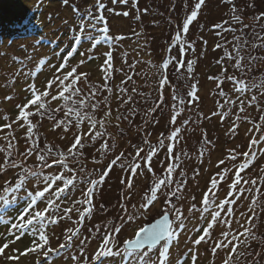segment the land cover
<instances>
[{"label": "rangeland", "instance_id": "374dc122", "mask_svg": "<svg viewBox=\"0 0 264 264\" xmlns=\"http://www.w3.org/2000/svg\"><path fill=\"white\" fill-rule=\"evenodd\" d=\"M102 2L105 5L103 15L107 20L110 36H123L125 39L114 42L113 47L103 40L99 32L100 26H98L90 32L97 39H101V45L91 53L93 58L91 60L86 58L92 45V41L88 38L89 34L86 33L81 45L78 46L77 53L69 60V68L65 69L64 73L81 60H85V63L78 68V72L88 73V84L102 85L104 80L100 66L104 60L103 53L113 51L114 67L117 71L114 72L111 81L112 118L110 122H106V130L110 135L105 138L108 139L109 145L114 144L115 147L108 153L102 154L97 151L102 143L101 140L91 143L85 139L82 141L85 143L84 155L69 161V168L74 169L76 173V186L71 188L70 195L64 194L67 199L57 201V208L50 215L57 219L61 216L66 218L59 219L57 224L46 221L47 234L51 237V246L56 248L59 244L65 243L69 235L66 232L68 228L79 227L80 232L73 238L72 243L61 250L59 255L50 256V260L52 264H76L72 257L79 256L81 251H84L85 255L93 253L98 247L100 238L113 227L121 228L116 241L122 246L123 241L132 238L140 226L150 224L167 210L178 237L170 245L169 259L172 264H176L177 260L183 261V264H191L192 253L189 249L197 254L196 264H211L213 261L214 264H222L227 250H220L213 257L211 242L202 243L199 246L192 243L201 234L198 230L207 226L211 212L216 210L215 205H211L208 211H199L202 208L201 200L210 186V180L221 172L222 168L231 167L232 162L226 160L229 150L236 149L244 152L252 136L259 139L260 135L257 132H249L253 125L247 119L236 120L237 115L243 114L239 113L238 94L232 89L231 83L225 82L222 85L227 94L222 98L217 94L216 82L209 79L210 76L220 74L221 65L217 61L223 57L225 51L215 48L217 43L222 42L223 37L217 34L218 30L213 26L229 19L230 6L222 3V0H206L197 19L189 26L188 33L181 35V40L185 43L173 44L172 38L181 30L196 0H127V2L102 0ZM235 2L239 8L243 9L244 24L251 25L244 30L247 38L251 40L253 33L264 35L260 24L253 23L252 20L253 16L264 12V0H235ZM20 3L25 5L17 7ZM95 4L96 0H69V5H65L62 0H0V22L3 25H16L22 20L36 23L32 31H25L27 36L24 39H21L23 36L8 38L2 35L0 37V125L8 122L4 119L5 116L9 120H15L16 105L26 102L25 98L29 96L26 89L30 83H35L39 89L43 90L48 80L56 74L60 64L63 63V58L74 44V37L78 34L80 13L94 8ZM248 4H254V7H247ZM74 7L80 10L79 13L73 11ZM125 12L128 13L127 16L123 15ZM260 23L264 24V21ZM236 27L239 28V25ZM223 35L228 41L233 38L232 33ZM188 44L193 45V48H187ZM170 45L171 52L167 51ZM178 48L184 49L185 59V66L179 71L175 64L177 58L182 59L181 55L178 56ZM230 49L229 44L228 50ZM80 53L85 55L82 56ZM125 53L127 56L124 55ZM252 54L264 56V50H252ZM165 60H172V63H169L168 68L164 70L169 83L162 90L163 101H161L158 99L161 95L159 66ZM188 61L193 62L191 73L187 71ZM131 64H135V67L130 68ZM225 65L229 73L234 72L229 62L225 61ZM235 74L242 75L239 72ZM128 75H131L133 79L121 85V81L126 80ZM249 78L257 83L264 79V63L254 64ZM88 84L81 79L79 87L87 92ZM192 84L197 86L199 99L196 101H192L188 96ZM117 85L128 88V95L132 97V102L120 105ZM133 88L135 92L132 91ZM253 93L260 96L259 89H253L244 96L250 98ZM53 94H55V86ZM177 94L184 98L183 105L179 100H173V96ZM103 96H109V94L104 92L102 96L98 95V99H103ZM5 97H12V99L8 100ZM226 98L237 102L234 105L225 104ZM59 104L60 101H56L50 107L56 108ZM221 104H223L222 108ZM101 107L103 108V105ZM117 109L119 113L127 115L128 119L117 121L115 119L118 114ZM131 109L136 110L134 115L130 114ZM214 112L215 115H213ZM246 112L248 117L259 123L261 113L255 106L247 107ZM223 113L227 115L222 118ZM103 114L102 110H98L96 118H102ZM56 115L62 118L63 112ZM173 116H175V123L170 122ZM32 119L36 121L40 118ZM233 121L239 124L235 133L229 131L233 127ZM53 123L52 120L43 118L38 135L41 149L47 144L53 147L54 153L57 149L66 151L73 142V138L68 142V136L71 134L88 132L87 121L81 125L80 129L72 127L66 133L62 130L53 131ZM14 127L17 131L15 147L11 149V159L15 160L18 166L11 167L5 153L0 152V197H3L0 199V246L14 239V236L9 234V224L2 221L16 222L17 216L22 214L27 206L30 196L44 189L43 176L51 177L61 173L65 177L70 175L66 169L58 165L45 168L38 161L37 154L25 155L30 146L23 139L25 130L16 125ZM174 130H179L178 138L173 141L165 139V145L173 147V154H168L167 147L159 148L152 157L151 172L147 170L143 161H137L141 163V168L138 169L137 174H130L128 165L135 157L134 146L143 147L147 152L149 145L145 144L144 140L156 146L161 138L170 136ZM6 131L5 129V132H0V148L7 149V142L2 138ZM258 148H264V143L258 145ZM121 153H123L121 160L112 166L105 182L98 185L95 190L93 197L95 207L92 214L86 217L82 224L75 223L79 219L76 209L83 208L76 203L84 199L82 191L86 190L91 180L98 179L102 169ZM143 155L144 153H141V156ZM53 158L49 157V162ZM221 160H225V164L218 167ZM170 164L176 167L171 174L168 187L161 188L157 200L146 213L137 214L153 182L158 178H168L166 169ZM261 169H264V155L258 154L253 165L242 173L245 179H257V184L240 186L244 191L236 193L237 203L232 205L234 213L226 217L231 220V230L235 232L237 229L242 231L241 225L246 223L245 218L254 215L257 236L262 238L251 243V247L247 250L249 255L241 257L239 264H245L246 261L247 264H251L253 259L257 260L258 264H264V242H262L264 241V181L258 179L264 176ZM32 171L42 175L33 177L30 175ZM232 176L233 172H229L226 181L219 184L216 190V203L228 194V185L232 182ZM128 180L133 184L131 190L122 183ZM49 187L51 191L46 193L44 199L38 201L33 211L44 210L49 199L56 200L55 192L58 187H63V183L57 182L56 185H49ZM177 187L181 191L177 196H170V192L176 191ZM257 188L261 191L257 192ZM169 198L181 209L182 227L176 220L171 204L167 202ZM252 199L258 200L257 205L254 206V213L249 211ZM193 205L196 208L190 211ZM66 208H72L73 211L65 213ZM128 215H134V221H128ZM222 215L225 214L222 213ZM226 227L223 223L218 224L212 230L213 238L220 237ZM83 241L87 242L82 243ZM31 242L32 236L24 235L21 240L9 245L5 256L15 255L14 249L23 252L31 245ZM239 250L244 249L241 247ZM253 252L260 253V256L252 255ZM149 255L155 260L157 251L153 250ZM37 259H40L43 264V256L37 257L35 254L21 257L18 261H9L0 257V264H36ZM105 264H142V262L134 257L114 256L106 258Z\"/></svg>", "mask_w": 264, "mask_h": 264}, {"label": "snow or ice", "instance_id": "6c2138e0", "mask_svg": "<svg viewBox=\"0 0 264 264\" xmlns=\"http://www.w3.org/2000/svg\"><path fill=\"white\" fill-rule=\"evenodd\" d=\"M65 5H69V0H62ZM127 2V0H125ZM206 0H196L192 6L190 14L186 16L183 22L182 28L177 32L176 36L172 38L173 44H184L185 42L181 40L182 34H187L189 31V26L198 17L200 10L204 7ZM222 3L228 4L229 7V19L222 21L221 23L215 24L214 29L218 30L217 34L223 37L221 43L215 45L216 49H224V55L220 60L217 61L221 65V72L219 75L210 76L209 79L216 82V87L218 89V95L222 98L226 97L227 94L224 92L222 85L225 82H230L232 89L238 94L237 99L239 100V113L243 115H237L236 120L240 121L242 119H247L249 123L253 125L249 132L260 133L259 139L256 136H252L249 140L248 148L244 152H239L236 149H230L226 157L227 161L232 162L231 167L222 168L221 172L217 173L210 180V186L208 190L204 193L201 205L202 208L199 209L201 212L208 211L211 205H215L214 211L211 212L210 220L207 221V226L202 230H198L201 234L192 243L195 246H199L202 243L211 242V254L213 257L217 255L220 250H227L222 264H239L241 257H247L249 255L248 248L251 247L253 241L262 240L261 237L257 236L256 226H255V216L251 215L246 217V223L241 225L243 230L237 229L235 232L231 230V220L226 218L230 217L234 213V208L232 205L237 203L238 197L237 192H242L240 186L242 184L246 185H256L257 179H245L242 173H244L249 167H251L257 158V155H264V148H258V145L264 143V79H261L258 83L251 80L250 74L253 72L254 64L257 62L264 63V56H255L252 54V50H264V35L259 33H253L252 39L249 40L245 33V29L251 27V25L244 24L243 9L239 8L235 0H222ZM247 7H254V4H248ZM105 5L102 0H96L94 8H89L85 13H80L81 21L78 24V34L74 37V44L72 48L67 52V55L63 58V63L57 69L56 74L53 75L51 79L48 80L44 89H39L35 83H30L26 91L29 96L26 97V102L16 105L17 115L15 120H9L7 116L4 117L7 123L0 125V132H5L2 137L7 142V149L0 148V152H4L8 158V163L11 167H17L15 160L11 159L12 151L15 147L16 141V131L18 126L25 130V135L23 139L26 144H30L25 152V155L31 156L37 154V159L42 163L44 167L52 168L54 166H59L66 169L70 175L65 177L63 173L59 175H53L48 177L43 176L45 187L43 190L36 191L30 196L27 206L23 209L22 214H19L16 218V222L4 220L3 223L9 224V234L14 236V239L4 243L0 246V257H3L9 261L19 260L21 257L28 256L29 254H35L37 257L43 256V264H52L50 256H57L60 254L61 250L65 249L69 243H72L73 238L77 237L80 232V228L75 229L68 228L66 230L69 235L66 237L65 243H61L58 247L53 248L51 246V237L47 234L48 223L57 224L59 219H64L66 217L61 216L59 219L55 218L51 213H54L57 208V201L60 199H67L65 193L71 194V188L76 186V173L74 169L69 168V161L71 159L83 156V149L85 143L82 141L88 139L89 142L95 143L98 139L102 141L100 147L97 149L98 152L102 154L108 153L115 145H109L106 136L110 134L106 130V122H110L112 118V109L110 107V95L113 93V88L111 87V81L113 79V74L117 69L114 67L113 51H107L103 53L104 60L103 64L100 66V71L103 74L104 83L102 85H91L88 84V73L78 72V68L85 63V60H81L77 65L72 66L69 71L64 73V70L69 68V60L78 51V46L81 45L85 34H89L88 38L92 41L91 48L89 49V54L87 55V60L93 58L92 52L101 45V39H97L95 36L91 35L90 32L99 27V32L103 36V40L107 41L110 45L114 47V42L121 41L125 39L123 36H110V29L107 24V20L103 15ZM74 12L79 13L78 8H73ZM123 15L127 16L128 13L125 12ZM253 23L260 24L261 31L264 32V24L260 22L264 21V12H261L252 18ZM87 21V23H86ZM90 25V27H89ZM239 25V28L236 27ZM239 32L240 34H236ZM224 33H232L233 38L231 41L227 40ZM231 45V49L228 50V45ZM171 45L167 51L171 52ZM187 48H193V45L188 44ZM184 49L178 48V56L182 55ZM84 56L85 53H80ZM127 56V53L124 54ZM225 61L230 63L234 72L229 73L228 67L225 65ZM43 63V62H42ZM169 63L172 60H165L160 67V81L159 87L161 89V95L158 97L163 101L162 90L165 85L169 83L165 69L168 68ZM175 64L178 66L177 71L185 66V62L181 59H176ZM192 61L187 62L188 73L192 72ZM130 68H134L135 64L129 65ZM242 73L241 76H237L235 73ZM61 73H64L61 75ZM83 79L86 84H88L87 92L79 87V82ZM133 77L131 75L127 76L126 80L121 81V85L127 84L131 81ZM55 86V94H53V89ZM118 89V97L120 105L123 106L132 102V97L128 95V88L116 86ZM191 91L188 92V96L192 101L199 99L197 86L192 84L190 86ZM253 89L260 90V96L258 97L253 93L250 98L244 96L245 93L252 92ZM135 92V89H132ZM104 92H107L109 96H103V99H98V95L102 96ZM142 95V93L140 94ZM5 99L11 100L12 97H5ZM173 100H179L180 104L183 105L185 100L183 97L177 95L173 96ZM60 101V104L56 108H51L50 105L53 102ZM236 100L226 98L224 100L225 104L234 105ZM103 105V108L101 107ZM255 106L257 110L261 113L259 116V123L255 122L252 118L247 116L246 108ZM223 107V104L220 105ZM98 110L103 111V117L100 119L96 118V113ZM63 112V117L58 118L57 113ZM115 119L120 121L121 119H128L127 115L124 113H119ZM135 109L130 110V114L134 115ZM216 113L214 112L213 115ZM227 113L222 114L226 116ZM33 117H39L40 119L33 121ZM43 118L52 120L53 126L52 130H62L63 132H68L72 127L80 129L81 125L85 121L88 122V132H77L74 134L73 142L66 149V151L56 150L54 153L53 147L50 145H45L43 149L40 147V137L38 135V129L40 127V122ZM171 123H175V116L172 117ZM119 127V124H117ZM239 127L236 121H233V127L229 129L230 132L235 133ZM179 136V130H174L170 136L161 138L158 145L153 146L149 144L147 140H144L145 144L149 145V150L145 152V149L140 146L135 147V157L133 161L128 165L130 174H137L138 169L141 168V163L137 161H143L144 165L147 167L148 171H152V157L156 154L159 148L167 147L168 154H173V147L171 145H165V139L169 141L176 140ZM63 139V136L61 137ZM141 153H144L141 156ZM203 153L201 152V155ZM49 157H54L51 162H49ZM123 153L118 155L115 159L111 161V164L101 171L100 178L98 180H91L86 187V190L82 191L84 199L82 201H76L77 204L83 206L82 210L76 209L79 213V219L75 221L77 224H82L86 217L90 216L94 209L93 197L95 190L98 185L105 182V178L111 171V167L114 166L117 161L121 160ZM242 158V159H241ZM178 159V158H177ZM239 161V162H238ZM225 160L219 161L218 167L224 165ZM123 167V165H122ZM176 165L170 164L166 169L168 173V178H158L153 182L148 193L145 195L143 203L137 210V214L144 212L154 204L157 200V195L162 187H168L170 183L171 174ZM234 170V171H233ZM264 172V169H261ZM229 172H233L232 182L228 185L229 192L224 199H217V189L221 182L226 181ZM33 177L42 175L35 171L30 172ZM259 180L264 181V176L258 177ZM57 182H62L63 187H58L55 192L56 200L49 199L44 210L33 211L37 207L38 201L45 198L46 193L51 191L49 185H56ZM125 186L131 190L133 187L132 181H122ZM181 191L179 187L176 191L170 192V196H177ZM257 192L261 189L257 188ZM3 199V197H0ZM171 204L172 209L175 213L176 220L180 222L179 226H183V214L181 209L177 207L172 200L169 198L167 200ZM258 200L252 199L251 205L249 207L250 213H254V206L257 205ZM196 206L193 205L195 209ZM72 208L64 209L65 213L72 212ZM225 214V215H222ZM243 215V214H241ZM128 221H134V215L127 216ZM220 223L226 225V229L221 232L220 237L213 238V229ZM99 231V230H98ZM121 232V228L113 227L111 230L106 231L104 236L100 238L98 247L90 255H85L84 251H81L79 256H73L72 260L76 264H105V259L121 256L135 258L137 261L142 262V264H172L169 259L170 245L172 241L177 237L176 230L173 227V223L170 220V214L167 210L161 215L160 219H157L155 223H150L146 226H140L132 238L123 241L122 246H120L116 241V236ZM24 235H31L32 242L29 247H27L23 252L18 249H14L15 255L5 256L6 249L9 248L11 243H15L22 239ZM243 237V239H241ZM83 241L82 243H86ZM264 242V241H262ZM243 247V251L239 249ZM153 250L157 251V258L153 260L149 253ZM192 253L190 259L191 264H196L197 254L189 249ZM252 255L260 256V253L253 252ZM36 264H41V260L37 259ZM176 264H183V261L177 260ZM214 264V261L211 262ZM247 264V261L245 262ZM251 264H258V261L253 259Z\"/></svg>", "mask_w": 264, "mask_h": 264}, {"label": "trees", "instance_id": "16d2710c", "mask_svg": "<svg viewBox=\"0 0 264 264\" xmlns=\"http://www.w3.org/2000/svg\"><path fill=\"white\" fill-rule=\"evenodd\" d=\"M24 5H25L24 3H22V4L20 3L19 6H17V7H21V6H24ZM35 7H39V6L38 5H35ZM19 23L20 22H18L16 25H18ZM7 26H14V25H12V24H9V25H3V24H1L0 25V31H6Z\"/></svg>", "mask_w": 264, "mask_h": 264}, {"label": "water", "instance_id": "95a60500", "mask_svg": "<svg viewBox=\"0 0 264 264\" xmlns=\"http://www.w3.org/2000/svg\"><path fill=\"white\" fill-rule=\"evenodd\" d=\"M159 219H160V218H159ZM156 220H157V219H156ZM156 220L152 221L151 223H155Z\"/></svg>", "mask_w": 264, "mask_h": 264}]
</instances>
